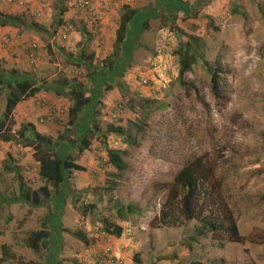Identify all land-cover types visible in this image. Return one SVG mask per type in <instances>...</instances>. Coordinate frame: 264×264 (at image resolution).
I'll use <instances>...</instances> for the list:
<instances>
[{"label": "rangeland", "instance_id": "obj_1", "mask_svg": "<svg viewBox=\"0 0 264 264\" xmlns=\"http://www.w3.org/2000/svg\"><path fill=\"white\" fill-rule=\"evenodd\" d=\"M83 1H0V14L18 19L0 25L13 32L3 34L8 43L0 40V78L33 76L46 90L23 100L7 125L13 134L30 123L54 139L62 135L58 154L86 168L66 173L58 194L49 185L53 196L40 193L37 207L22 199L18 177L32 191L45 186L33 149L0 137L2 264H94L106 242L99 232L110 226L123 228L115 240L123 264H137L136 255L139 264H264V0ZM124 6L138 12L116 58ZM190 36L223 69L217 96L201 62L179 77L178 51ZM63 79L71 86L62 89ZM76 82L96 98L66 131ZM9 94L0 81V120ZM49 115L54 122H40ZM93 117L102 132L115 124L125 135L98 132L80 151ZM108 148L121 153L124 171L110 172ZM198 160L207 177L199 219L185 221L171 186ZM129 207L135 213L118 214ZM45 218L51 236L34 251L28 239ZM227 218L237 223L240 241L229 239ZM207 222L216 229L199 235Z\"/></svg>", "mask_w": 264, "mask_h": 264}, {"label": "trees", "instance_id": "obj_2", "mask_svg": "<svg viewBox=\"0 0 264 264\" xmlns=\"http://www.w3.org/2000/svg\"><path fill=\"white\" fill-rule=\"evenodd\" d=\"M182 3H186L184 0H178ZM125 13L122 16L117 36H116V58L118 57L119 51L122 49L125 41L128 40V33L131 26V22L137 15L138 10L132 9L131 7L124 6ZM4 17V18H3ZM18 19L15 18L13 20L10 17H5L0 14V25L6 26L13 24L14 26L17 24ZM148 27L147 21L144 23L143 29ZM200 38L190 36L189 41L178 51V55L180 57V70L179 77L180 79L189 72L192 71L194 66L199 62L202 63L206 72L211 76V89L215 96L219 95L218 91L221 90V86L217 81L218 76H223V69L220 64L211 63L205 56L202 51L201 46L199 45ZM110 59V68H115V60ZM15 80L9 78L5 80L4 77L0 78L3 84H7V88L10 90V94L6 100V108L3 118L0 120V137H3L6 142L11 141H21L27 147H30L34 151V157L39 166V177L45 183V186L41 187L39 191H32L27 189L23 185V177L18 176L20 179V189H21V197L29 204H34L35 206H41L40 193H42L47 200L51 199L53 194L49 189V185H53L56 188L55 194H58L61 187L65 183L66 173L73 171L85 172L86 168L82 165L76 163L75 159L71 156H61L58 154V149L61 146V143L65 141L64 137L60 135L61 139H54L51 136H47L39 132L34 124H25L21 126V128L13 134L11 128L7 125V121H12V116L17 108V106L25 99L30 97H34L39 93H43L45 88L38 85L37 80L33 77L27 78H19L17 73H12ZM94 74H92L93 76ZM91 76V77H92ZM2 79V80H1ZM71 82L67 79L62 80V89L66 87H70ZM73 94V104L69 109V121L68 128L66 131H71L73 128L75 129L77 122L80 120L81 114L85 109L89 108L94 104L95 95H91L88 91L85 90L83 84L81 82H76L71 91ZM95 98H94V97ZM219 97V96H218ZM92 128L88 131V134L82 139L80 142L81 147H79L80 151L88 150L91 147L90 139L98 132L101 131V127L99 122H97L96 117L92 118ZM55 116L49 115L45 118L40 119L41 123L45 122H54ZM103 137H107L112 135L114 137L124 136L125 130L122 126H117L115 124L108 125V129L106 133H101ZM108 163L110 165V172L112 173L113 169H116L120 172L124 171L126 168L124 159L121 153L118 150H113L108 148ZM203 163L201 160L195 162H188L177 174L174 179V183L171 186V196L176 199H179V207L182 211V217L185 221H190L194 219H199V215L197 214L196 205L198 202V194L201 187L204 186L202 181L207 180V177L203 176ZM9 171L14 172L18 175L19 168H9ZM111 175V174H110ZM115 187V184L112 186ZM54 194V195H55ZM135 213L133 207H129L126 210H118V214L121 217H124L126 213ZM228 224L226 227L227 232L229 233V239L231 241L238 242L242 238L239 235L238 225L235 221H230L227 218ZM164 224L165 223L164 221ZM42 228L39 231H35L29 237V246L34 251H40L42 247V243L44 241H48L51 236L50 227L48 219L45 218L42 223ZM114 229L110 227H105L104 231H106L110 235H114L119 237L122 235L123 228L119 226H114ZM215 230L216 226H214L213 222H207L203 224L202 228L198 229L199 235H204L205 230ZM75 235L86 243V238L82 233H75ZM2 241V240H1ZM0 241V242H1ZM88 243V242H87ZM101 252L100 254H102ZM114 254V253H113ZM115 255V254H114ZM98 258V257H97ZM134 261L139 264V256L136 255L134 257ZM96 261V260H95ZM6 262L5 258L0 256V264ZM22 264H39L36 262H24Z\"/></svg>", "mask_w": 264, "mask_h": 264}, {"label": "built area", "instance_id": "obj_3", "mask_svg": "<svg viewBox=\"0 0 264 264\" xmlns=\"http://www.w3.org/2000/svg\"><path fill=\"white\" fill-rule=\"evenodd\" d=\"M8 3L14 4L15 0H8ZM90 4H91L90 0H84L82 2V6L84 7H88L90 6ZM5 42H8V40L5 39ZM36 47H37L36 45H33L32 49L30 50L29 57L32 61L35 60L36 58V55H35ZM126 233L129 234L130 229H127ZM99 236H101L106 241L105 244L106 245L108 244V246H106V248L103 250V253L98 256L94 264H123V259L121 257L114 255L112 247L109 245V243L111 242L112 236L104 230L99 232ZM0 241H1V238H0Z\"/></svg>", "mask_w": 264, "mask_h": 264}, {"label": "crops", "instance_id": "obj_4", "mask_svg": "<svg viewBox=\"0 0 264 264\" xmlns=\"http://www.w3.org/2000/svg\"><path fill=\"white\" fill-rule=\"evenodd\" d=\"M9 28H11V27H9ZM7 31H10V30L9 29L6 30V27H4V28L0 27V34H1L0 35V40L1 39L3 40V38H5L3 34H7V33L13 34V32H7ZM1 37H3V38H1ZM115 240H116V238L115 237H112L111 238V242L109 243V245L112 247L113 253L115 255H117L118 257H121V255L118 254V248L116 247ZM106 246H108V244L105 245L104 249L106 248ZM121 258H123V257H121Z\"/></svg>", "mask_w": 264, "mask_h": 264}, {"label": "clouds", "instance_id": "obj_5", "mask_svg": "<svg viewBox=\"0 0 264 264\" xmlns=\"http://www.w3.org/2000/svg\"><path fill=\"white\" fill-rule=\"evenodd\" d=\"M5 39L8 40V38L5 37V38H4V41H5ZM6 43H8V42H6ZM6 43H5V44H6ZM104 230H105V229H104ZM111 236L116 238V236H114V235H111ZM105 245H106V244H105ZM103 250H104V248H103ZM103 250H102V252H103ZM116 256H117V255H116ZM94 263H95V262H94Z\"/></svg>", "mask_w": 264, "mask_h": 264}]
</instances>
